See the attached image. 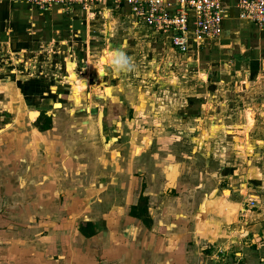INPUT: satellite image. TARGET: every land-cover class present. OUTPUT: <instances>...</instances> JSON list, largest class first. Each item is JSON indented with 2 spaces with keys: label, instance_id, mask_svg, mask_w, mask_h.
<instances>
[{
  "label": "crops",
  "instance_id": "1",
  "mask_svg": "<svg viewBox=\"0 0 264 264\" xmlns=\"http://www.w3.org/2000/svg\"><path fill=\"white\" fill-rule=\"evenodd\" d=\"M221 1V35L181 52L124 0L88 10L0 0V264H217L208 258L221 254L219 264H264V246L245 240L258 235L234 223L238 200L201 193L187 161L203 148L228 153L232 144L201 148L206 134L233 143L264 127V100L244 101L264 90V28L239 17L238 0ZM103 53L128 66L102 73ZM161 79L177 81L164 91ZM189 135L192 153L160 148Z\"/></svg>",
  "mask_w": 264,
  "mask_h": 264
},
{
  "label": "rangeland",
  "instance_id": "2",
  "mask_svg": "<svg viewBox=\"0 0 264 264\" xmlns=\"http://www.w3.org/2000/svg\"><path fill=\"white\" fill-rule=\"evenodd\" d=\"M111 59H113V57L107 55V53H103V55L101 56L100 71H102V73L106 71V69L105 71H103V66L104 67H107L108 65L112 66ZM69 70L71 72L70 78L72 79L73 83L76 84L78 80L70 67ZM206 79H207L206 76L203 75L202 80L205 81ZM168 81H169L168 79H161L160 84H158V88H163L164 91L166 90L169 91L171 87H174L173 85L176 84L177 80L174 79V84H171V82ZM149 82H150L149 80L145 79V83H144L145 86H148ZM80 87H83V83L81 81H78V84L76 85V88L74 90V98L77 103L80 102V97H79ZM256 91H257V97L259 99L255 98L254 96H250L249 99L246 97L244 101L247 104L245 105L248 104L253 105L257 101L261 102L264 100V90L262 91L256 90ZM59 107H61V105L57 103L55 108H59ZM252 112H255V114L254 113L253 114L256 115L258 121V118L261 117V113H262L261 109L256 108V111L254 110ZM247 115L249 117L250 125H252L253 115H251L250 111H248ZM37 116H38L37 111H31L30 113L31 119L34 120L36 119ZM207 116L210 115H204V117ZM44 120L45 119H42V116H40L37 123L39 122V124L41 125L44 123ZM188 121L189 123L193 122L192 119H189ZM5 122L6 121L4 119V114H1V110H0L1 131L6 130L7 128L6 126L7 123ZM146 126H147L146 129H148L149 132L151 133L156 132L153 131V125H151L149 122ZM134 129L136 130L138 129V127ZM161 129H162L160 130L161 132L168 131V130H163L166 129L165 127H161ZM210 129L211 128H209V132ZM251 129H254V126L249 128L248 131L245 130L243 134L241 133L240 134L241 136L238 138V140L234 141L233 143H225V141L222 143L220 137L215 138V141H213L214 138H212L211 135L206 134L205 140H203V142L201 141V148H203L205 145L207 147H210V145H212L213 142L214 143L216 142V144L214 145L215 148L218 146V144H221L223 146L232 144L230 150H228V153L226 152L227 153L226 155L222 154V157H220L221 159H218L217 157L215 159H212V157L209 159L208 148L206 149L203 148L201 149V151L196 152L197 154H195L194 156L187 158V161L190 162L191 164H195L194 167L190 168V170L194 171L193 178L195 184L197 185L199 181L205 184L204 186L205 191H201V193H206L205 196L210 195L209 198H213L214 194H218L223 198L224 202H226V200L228 199H231V201H235V202H237L238 200V205H237L238 208H236V213L239 216H237V218L234 219L235 220L234 223L237 224L239 231H241L242 233L244 232L249 236L248 231H250L249 233H251V236L253 233L252 237H254V234L258 235L256 236L255 240H253L252 237H251L252 239H249V237L245 239L248 242L249 247L254 248V250L258 252L257 246L259 244L264 246V236H263L264 235V154H263L264 127L257 124L255 126L254 136L252 134L251 136L249 135ZM131 130L133 129L131 128ZM131 130L129 129L128 133L129 132L131 133ZM196 130L200 131L199 129H195L193 131L190 129L188 133L197 134ZM227 130L230 131V129ZM175 141L174 142L168 141L167 143H163L164 145L161 144L162 147L160 148H165V149L176 148L184 151L185 153H192L191 150L193 149V147H195L194 149H197L196 145H198L199 143V141H195L194 143L193 136L191 135H189V137L180 138L179 140L175 139ZM111 144H109V146ZM159 144L160 143H155L153 145V150H157L156 148L157 146L159 147ZM135 145L137 146L138 149L145 146L144 144H142L143 145L142 146L139 143ZM213 160L217 162L216 163L217 166H215ZM213 188H216V190L212 191ZM163 200L167 201V197L166 196L163 197ZM231 213H235V212L232 211ZM230 218L231 215L229 217V223L230 225H232V221ZM156 229L157 228L155 227V221L153 220V230L156 231ZM250 241H252L253 243H250ZM197 245H199V243H197ZM208 251L209 252L204 254L211 256L212 249ZM219 256L220 258H216V257L213 259L208 258V261L211 263L215 259L217 264H219V261H222L221 260L222 258L224 259L223 254ZM204 263H206V261Z\"/></svg>",
  "mask_w": 264,
  "mask_h": 264
},
{
  "label": "built area",
  "instance_id": "3",
  "mask_svg": "<svg viewBox=\"0 0 264 264\" xmlns=\"http://www.w3.org/2000/svg\"><path fill=\"white\" fill-rule=\"evenodd\" d=\"M27 3L39 10H88L109 0H10ZM134 20L168 34L171 44L187 52L192 42L202 46L218 38L223 30L225 8L221 0H124ZM239 17L264 28V0H238Z\"/></svg>",
  "mask_w": 264,
  "mask_h": 264
},
{
  "label": "clouds",
  "instance_id": "4",
  "mask_svg": "<svg viewBox=\"0 0 264 264\" xmlns=\"http://www.w3.org/2000/svg\"><path fill=\"white\" fill-rule=\"evenodd\" d=\"M128 60L122 53H114L113 59L111 61V64L113 68L117 71H120L122 69H126L128 66Z\"/></svg>",
  "mask_w": 264,
  "mask_h": 264
},
{
  "label": "trees",
  "instance_id": "5",
  "mask_svg": "<svg viewBox=\"0 0 264 264\" xmlns=\"http://www.w3.org/2000/svg\"><path fill=\"white\" fill-rule=\"evenodd\" d=\"M42 119L44 120V123L40 125L41 130H48L52 127V119L50 117H47L46 115H42Z\"/></svg>",
  "mask_w": 264,
  "mask_h": 264
}]
</instances>
